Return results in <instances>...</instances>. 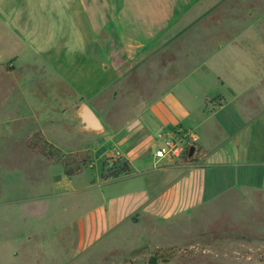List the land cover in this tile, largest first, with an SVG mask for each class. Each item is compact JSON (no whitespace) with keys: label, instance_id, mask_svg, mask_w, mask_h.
<instances>
[{"label":"rangeland","instance_id":"obj_1","mask_svg":"<svg viewBox=\"0 0 264 264\" xmlns=\"http://www.w3.org/2000/svg\"><path fill=\"white\" fill-rule=\"evenodd\" d=\"M218 11L196 25L193 12L183 22L192 28L175 38L155 64L128 75L120 84L119 97L110 91L96 100L100 120L108 129L101 134L83 129L81 119L73 118L72 108L62 102L73 101L76 109L90 99L76 91L75 97L66 95L62 100L59 94L69 86L51 79L50 58L44 61L35 51L25 53L12 42L9 53L17 61L14 69L10 66L14 60L8 67L16 72L0 69V264H63L71 235L78 231L75 239L81 242V223L92 214L99 216L109 202L131 207L139 195L157 196L178 181L194 189L200 186L205 204L192 215L158 226L124 224L77 264H112L144 239L158 247L180 249L165 264H264V0H219ZM177 59L179 65L173 64ZM29 60L46 63L25 66ZM160 73L164 81L158 84L155 78ZM161 91L174 94L185 111L174 110L166 119L148 112ZM219 96L227 101L222 109L218 107L224 100ZM146 122L156 129L155 148L164 145L168 128L177 124L192 128V133L182 127L171 133L185 149L176 158L178 165H196L201 150L197 146L211 153L224 143L222 152L231 165L208 167L193 177L170 170L103 183V163L112 168L126 161L116 154L123 150V136ZM37 131L63 153L88 151L92 163L82 174L66 177L61 164L27 147V138ZM193 146L196 150L190 157ZM133 150L126 155L136 169L142 157ZM110 151L114 154L106 158ZM172 193V201L184 196L176 189ZM42 247L55 257L37 263L35 250Z\"/></svg>","mask_w":264,"mask_h":264},{"label":"crops","instance_id":"obj_2","mask_svg":"<svg viewBox=\"0 0 264 264\" xmlns=\"http://www.w3.org/2000/svg\"><path fill=\"white\" fill-rule=\"evenodd\" d=\"M218 1L0 0V69L2 67L3 72L7 74L16 72V70L11 72L10 69V66L13 69L16 67L17 61L9 53L12 42L18 43L25 53L35 51L34 54L42 57L44 61L50 58L53 69L50 73L51 79L58 83L66 82L69 86L67 92L62 91L59 94L60 98L63 100L66 95L75 97L74 92L78 91L81 98L90 99L84 100V103L92 108L100 120V108L96 107V100L110 91H114V96L119 97V94H122L120 84L128 75L135 73L142 66L155 64L163 52L169 51L170 43L175 38L182 36L192 28V25L183 24L188 16L194 12L195 16L192 21L195 25L208 16L215 17V13L219 12ZM205 3H207L206 6H204ZM223 29L219 27V30ZM38 51L47 52L39 54ZM11 60H14V64L8 67ZM43 60L41 63L29 60L25 66L33 64L43 66L46 63ZM176 63L179 65L178 59L173 62V64ZM163 75L164 73H160L155 78V82L161 84L164 81L161 78ZM161 92L148 112L152 110L155 116L166 119L167 115L174 110L185 111L184 104L174 94ZM219 97L224 100V104L218 107L222 109L227 101L224 96ZM62 102L64 106L68 105L72 108L73 118L81 119V107L75 109L73 101ZM100 122L102 129L86 131L91 134L106 132L108 130L106 125L101 120ZM108 126L115 128L109 124ZM181 127L192 133V128L177 124L167 130L164 129L167 138L173 135L171 133L174 130L178 128L182 130ZM155 133L156 129L152 128L151 123L146 122L137 124L131 132L123 136L120 142L123 144V150L116 154L130 163L132 172L119 179L170 170L181 173V177L185 175L193 177L195 174L198 176L203 174L205 168L230 164V159L222 152L225 143L217 148L218 150L211 152L215 154H212L211 159V153L197 146L201 148L198 163L189 168L185 165H178L176 159L156 163ZM133 149H138L137 156L142 157L141 166L136 168L138 170L134 167L133 159L126 155V152L134 151ZM113 154L110 151L106 158ZM151 163L152 168L150 169L148 166ZM177 183L174 187L168 185L159 191L157 196L153 194L145 198V195H139V201L131 207L126 208L123 203L109 202L105 205L103 214L101 212L99 216L92 214L91 220L88 219L81 223L84 227L82 241L76 242L75 236L78 231L71 235L72 238L68 244L71 249L66 250L63 264H77L79 260L87 259L100 244L112 239L124 224L135 228L143 224L158 226L169 223L178 216H186L188 213L192 215V210L205 204L200 186L194 189L192 186H184L183 182L178 181ZM175 189L180 194L184 193L178 201H172L173 198H171ZM152 248L167 247L155 246L144 239L143 243L135 246L120 260H114L112 264H146L148 253ZM35 251L38 254L37 263L41 259L44 261L46 260L44 258L53 259L55 257L53 252H47L44 247ZM16 254L19 255V253Z\"/></svg>","mask_w":264,"mask_h":264},{"label":"trees","instance_id":"obj_3","mask_svg":"<svg viewBox=\"0 0 264 264\" xmlns=\"http://www.w3.org/2000/svg\"><path fill=\"white\" fill-rule=\"evenodd\" d=\"M27 147L35 154L41 156L49 162L61 164L64 169V175L68 178L76 177L83 173L84 168L92 163L88 151L77 153H63L54 144L49 142L42 131H37L27 138ZM132 172L131 165L128 161H120L112 168H108L104 162L101 169V180L108 182L128 176ZM176 247L156 248L151 253L146 264H165L172 261L175 257Z\"/></svg>","mask_w":264,"mask_h":264},{"label":"built area","instance_id":"obj_4","mask_svg":"<svg viewBox=\"0 0 264 264\" xmlns=\"http://www.w3.org/2000/svg\"><path fill=\"white\" fill-rule=\"evenodd\" d=\"M184 150L181 140L178 139L177 135L173 134L165 140L161 148L156 149L154 153L156 163L164 159L173 160L179 158L184 153Z\"/></svg>","mask_w":264,"mask_h":264},{"label":"water","instance_id":"obj_5","mask_svg":"<svg viewBox=\"0 0 264 264\" xmlns=\"http://www.w3.org/2000/svg\"><path fill=\"white\" fill-rule=\"evenodd\" d=\"M80 126L85 130H99L102 129V124L98 119L96 113L92 110V108L85 104L80 109ZM196 148L193 146L190 149L189 156H193Z\"/></svg>","mask_w":264,"mask_h":264}]
</instances>
